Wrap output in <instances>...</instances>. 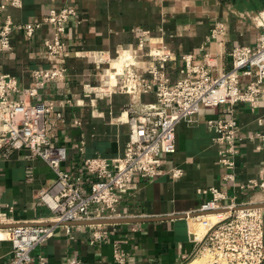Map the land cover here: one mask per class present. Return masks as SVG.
Masks as SVG:
<instances>
[{"label": "crops", "instance_id": "crops-1", "mask_svg": "<svg viewBox=\"0 0 264 264\" xmlns=\"http://www.w3.org/2000/svg\"><path fill=\"white\" fill-rule=\"evenodd\" d=\"M3 3L6 8L0 13V29L7 20L17 26L39 22L51 10L67 6L77 10L78 19L67 24L64 36L66 75L40 88L38 98L54 108L52 141L68 152L63 169L85 190L94 181L85 171L86 158L112 159L124 153L130 133L126 106L156 101L154 93L133 96L118 92L96 97L90 88L103 84L118 55L130 51L144 59L152 43L162 40L178 59L166 69L175 83L182 77L183 55H192L194 64L201 65L208 53L209 64L225 72L231 69V51L237 46L256 49L264 31V25L258 24L264 15L260 14V0H21L15 6L0 0V5ZM217 24L223 25L224 31L214 39L211 32ZM143 33L146 47L139 49ZM52 36L50 25L31 38L22 30L12 32V51L0 54V72L18 82V92L10 95L11 100L29 102L26 91L34 86V72L56 67V60L44 46ZM231 116L238 123L241 138L237 142L235 183L223 180L225 169L219 160L224 145L216 141V131L207 125L210 119ZM257 134L264 135V100L256 108L238 103L232 115L224 106L203 108L191 122L176 127V152L162 157L158 177L145 180L135 176L119 194L117 212L134 221L103 225L100 229L107 231L103 240H94L99 229L94 226L98 225H71L69 230L59 227L53 238L33 251L31 264H39L40 258L45 264H66L70 259L83 264H117L116 249L125 252L126 264H183L195 249L191 232L201 238L205 227L200 221L190 226L185 218H168L198 210L210 199L202 190L217 188L238 203L264 202L260 191L240 188L264 174V141L249 139ZM28 167L33 168L32 180L26 178ZM170 168L182 169L183 176L173 179ZM54 180L49 166L41 158L30 157V151L6 154L5 149L0 150V209L12 222H50L53 212L40 203L39 192ZM1 230L0 264H6L12 256L10 229Z\"/></svg>", "mask_w": 264, "mask_h": 264}, {"label": "built area", "instance_id": "built-area-1", "mask_svg": "<svg viewBox=\"0 0 264 264\" xmlns=\"http://www.w3.org/2000/svg\"><path fill=\"white\" fill-rule=\"evenodd\" d=\"M3 1H10L15 6L21 0ZM5 8L6 3L0 5V13ZM73 19H78L77 10L74 6H67L51 10L48 16L36 23L16 26L7 20L0 29L1 54L12 51L13 31L22 30L31 38L44 25L52 26V39L46 40L44 46L48 55L57 62L56 67L34 72V86L26 91L29 102L10 99L11 94L18 92V82L10 74L0 72V150L5 149L6 154L28 150L30 157L41 158L55 174L52 185L39 192L40 203L53 212L50 222L16 224L0 209V230L10 228L12 244V256L6 264H31L33 251L53 238L59 227L69 230L68 224L71 223L125 218L117 212L121 199L119 194L135 176L145 180L158 177L162 157L176 152V127L181 122H191L203 108L224 106L232 115V109L238 103H248L256 108L264 100V32L256 49L237 46L231 51V69L225 72H218L209 64L208 53L201 65L194 64L192 55H183L182 77L175 83L167 76L166 69L169 63L178 59L162 40L152 41L153 46L144 54L145 60L130 51H123L114 59V68L107 72L103 84L96 88L88 87L97 98L118 92L133 96L154 93L156 101L132 102L126 106L130 133L124 153L112 159L86 158L85 171L94 181L85 190L63 169L68 152L65 146L55 145L52 141L54 108L38 98L40 88L66 75L64 36L67 24ZM223 31V25L217 24L211 37L216 39L223 35ZM145 35L143 33L139 37V49L146 47ZM98 58L100 60L102 54ZM109 73H112L114 81ZM207 125L216 131V141L224 145L219 160L225 169L223 180L235 183L237 142L241 140L238 123L231 116L210 119ZM256 138L264 141L261 134L252 135L249 139ZM84 144L82 141L81 151ZM168 173L173 179H180L184 174L180 168H170ZM26 178L32 180V167L27 168ZM240 188L260 191L264 195V174L240 185ZM201 193L209 194L210 199L195 212L184 216L190 226L200 221L205 232L201 238L191 232L195 249L191 256L184 258V263L201 253L210 252L214 256V264H264V208L256 207L264 202L238 203L227 192L217 188L202 190ZM102 226L94 227L100 229ZM99 229L94 233V240H103L107 235V231ZM115 260L117 264H126L125 252L116 249ZM45 262L44 258L39 259V264ZM66 264L83 262L70 259Z\"/></svg>", "mask_w": 264, "mask_h": 264}, {"label": "water", "instance_id": "water-1", "mask_svg": "<svg viewBox=\"0 0 264 264\" xmlns=\"http://www.w3.org/2000/svg\"><path fill=\"white\" fill-rule=\"evenodd\" d=\"M256 207L259 208H264V204L257 205ZM186 218V216H173L172 218L168 219H182ZM167 219V218H166ZM134 221L133 219L129 218H119V219H107V220H93V221H84V222H76V223H71L68 224L69 226L71 225H107V224H122V223H129ZM3 228V227H2Z\"/></svg>", "mask_w": 264, "mask_h": 264}, {"label": "rangeland", "instance_id": "rangeland-1", "mask_svg": "<svg viewBox=\"0 0 264 264\" xmlns=\"http://www.w3.org/2000/svg\"><path fill=\"white\" fill-rule=\"evenodd\" d=\"M263 12H264V4H263V10L260 12V14ZM257 13H259V12H257ZM211 254L212 253H210V252L201 253L198 256H195L192 259L188 260L184 264H214V262H213L214 256H211Z\"/></svg>", "mask_w": 264, "mask_h": 264}, {"label": "bare ground", "instance_id": "bare-ground-1", "mask_svg": "<svg viewBox=\"0 0 264 264\" xmlns=\"http://www.w3.org/2000/svg\"><path fill=\"white\" fill-rule=\"evenodd\" d=\"M258 22H259V23H258ZM258 22H257V23H258L259 25H262V26L264 25V15L261 16L260 19H258ZM109 76L114 80L112 73H109ZM8 229H10V228H8ZM0 231L3 232V230H0ZM203 235H204V233H203ZM203 235H202V236H203ZM202 236H201V237H202Z\"/></svg>", "mask_w": 264, "mask_h": 264}, {"label": "trees", "instance_id": "trees-1", "mask_svg": "<svg viewBox=\"0 0 264 264\" xmlns=\"http://www.w3.org/2000/svg\"><path fill=\"white\" fill-rule=\"evenodd\" d=\"M264 4V0H260Z\"/></svg>", "mask_w": 264, "mask_h": 264}]
</instances>
